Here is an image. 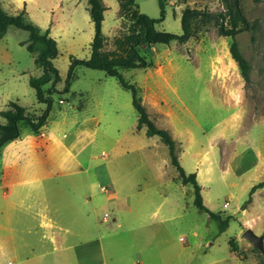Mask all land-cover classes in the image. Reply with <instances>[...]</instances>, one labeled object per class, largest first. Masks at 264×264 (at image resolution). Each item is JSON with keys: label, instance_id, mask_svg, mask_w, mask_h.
<instances>
[{"label": "rangeland", "instance_id": "374dc122", "mask_svg": "<svg viewBox=\"0 0 264 264\" xmlns=\"http://www.w3.org/2000/svg\"><path fill=\"white\" fill-rule=\"evenodd\" d=\"M2 1L9 7L8 0ZM107 1L104 49L112 50L131 20L120 16L118 0ZM164 1L167 16L156 27L178 34L187 6L227 13L223 0ZM71 4L69 13L51 12L59 47L54 64L62 79L52 94L48 126L36 134L23 125L17 140L0 149V177L4 173L13 180L20 159L35 149L62 142L67 147L56 176L42 181V191L18 183L5 197L0 181V264H53L54 243L43 238L39 207L69 226L68 231L56 228L66 234V245L98 238L107 264H264V251L243 236L247 228L264 235V186L250 195L252 186L264 180V0H238L245 21L235 38L250 62L247 81L231 55V36L219 33L215 19L186 42L141 46L153 65L122 70L139 86L151 119L175 138L187 172L195 165L206 177L205 204L223 218L231 216L224 231L194 204V188L182 183L167 145L148 136L146 128L138 130L132 93L116 77L76 65L64 91L72 56L89 58L94 38L87 0ZM137 7L160 17L158 0H137ZM28 38L27 30L11 26L0 39V112L11 100L36 114L46 107L29 81L43 69L21 43ZM32 137L36 141H28ZM90 193L101 200L95 214L89 212L92 203L83 202Z\"/></svg>", "mask_w": 264, "mask_h": 264}, {"label": "trees", "instance_id": "16d2710c", "mask_svg": "<svg viewBox=\"0 0 264 264\" xmlns=\"http://www.w3.org/2000/svg\"><path fill=\"white\" fill-rule=\"evenodd\" d=\"M91 21L94 24V38L91 42V55L87 59H79L72 56V63L66 78L64 91H69L74 79V68L76 65H85L89 68L105 71L107 75L118 79L121 86L132 93V102L138 114V130L146 128L148 136H158L167 145L171 162L178 170L184 185L191 184L194 188V204L199 210L209 214L211 218L219 221L220 230L224 231L229 226L231 216L223 218L219 212L209 208L202 195V185L197 179L196 172H187L181 164L177 154L176 140L165 128L158 127L151 119L150 114L143 103L139 86L130 82L124 76L122 70L134 68H146L153 65L147 60L146 54L141 53L143 45L170 44L173 41L186 42L191 36L198 32L204 22L215 19L219 24L221 35L231 36L230 52L238 63L243 78L249 80L250 62L241 52L236 40V33L241 29V23L245 17L241 8L236 5L235 0H223L227 4V13H212L198 8L187 6L181 17L183 32L178 34L165 30H159L156 25L167 16L164 0H158L160 5V17L153 18L137 7V0H119V14L131 20L129 30L122 36L115 38L116 47L105 50L106 36L103 32V22L107 5L104 0H87ZM200 23V24H199ZM11 26L27 30L29 38L21 43L35 55L37 67L42 68L40 75L30 76L29 81L35 89L39 102L46 104L44 110L36 114L19 101L11 100L7 108L1 110L3 121L0 122V149L7 143L17 139L21 135V127L29 126L34 133L40 134L46 127L53 106L52 94L57 91L56 84L61 81L59 69L54 64V59L59 55L57 40L50 35V29H43L38 23L30 18L26 9L16 14L7 12L0 4V39L4 37ZM47 91L43 86L50 83ZM47 92V93H46ZM264 186V180L253 185L250 195L260 187ZM234 250L237 247L233 245Z\"/></svg>", "mask_w": 264, "mask_h": 264}, {"label": "crops", "instance_id": "0c3cea01", "mask_svg": "<svg viewBox=\"0 0 264 264\" xmlns=\"http://www.w3.org/2000/svg\"><path fill=\"white\" fill-rule=\"evenodd\" d=\"M70 1L72 2V6H78V4H80L83 0H8L7 6L9 7L7 8L4 7L2 0H0V4L7 12L12 14H16L21 10L26 9L31 19L38 23L43 29L49 28L50 35L56 38L54 34V18H52L53 16H51V12H54L55 10V12L57 11V13H60L59 15H62L63 13H69L71 8L69 7L70 9L67 10V4H69ZM105 4L107 5L108 9L111 7L109 1L105 2ZM108 9L105 11V16ZM6 103L7 102L2 103V105ZM46 126H48V123ZM33 139L34 137L29 138L28 141H32ZM64 144L65 143L62 142L58 147L50 145V147L42 148L40 150L35 149L27 156H25L24 159H20L22 162L19 161L20 168L18 169V172L13 180H9V176L2 173L0 181L3 180V195L5 197H8L11 190H13V186L18 183L33 184V186L35 185L38 192L42 191L44 189L42 181L53 179L56 176L53 171L55 170V166L57 164L59 165L60 163H62L61 159L63 153L66 150L65 146L67 147V145L64 146ZM194 166L192 167V172L197 173V169ZM200 176L201 175L197 173V179L202 185L203 190L204 184L202 179L205 180L206 177L202 176L201 178ZM95 197L96 195L94 193H90L86 194L83 200V202L86 204L92 203V207L90 208L89 212H92L94 214L97 213V210L99 208V201H101H96ZM36 213L40 215V224L45 229L43 238H50L53 241L52 243H54L53 256L55 257L53 259L55 263L52 261L53 264H72V261L69 260L71 257L77 261L76 264H107L103 245L98 238H93L88 241H80L72 245H66V234L59 232L58 230H56V228H65V231H68L70 230L69 226L63 227L61 219L57 217L55 218L49 213H46L44 208H37ZM115 219L116 217L114 218V220ZM71 248H73L75 252H71ZM221 263L222 260L217 261V264Z\"/></svg>", "mask_w": 264, "mask_h": 264}, {"label": "water", "instance_id": "95a60500", "mask_svg": "<svg viewBox=\"0 0 264 264\" xmlns=\"http://www.w3.org/2000/svg\"><path fill=\"white\" fill-rule=\"evenodd\" d=\"M236 5L238 6V0H236ZM243 236L249 239L251 242L254 243L255 246H257L259 249L264 251V235L257 234L253 229L247 228Z\"/></svg>", "mask_w": 264, "mask_h": 264}, {"label": "built area", "instance_id": "2783aa9c", "mask_svg": "<svg viewBox=\"0 0 264 264\" xmlns=\"http://www.w3.org/2000/svg\"><path fill=\"white\" fill-rule=\"evenodd\" d=\"M102 190H106V187H102ZM224 207H228V202H226L225 204H224Z\"/></svg>", "mask_w": 264, "mask_h": 264}, {"label": "bare ground", "instance_id": "6f19581e", "mask_svg": "<svg viewBox=\"0 0 264 264\" xmlns=\"http://www.w3.org/2000/svg\"><path fill=\"white\" fill-rule=\"evenodd\" d=\"M229 97H230V96H229ZM238 97H239V96H238ZM239 99H240V98H239ZM233 100H234V99H233ZM238 103H239V102H238ZM237 105H238V104H237ZM234 117H235V116H234ZM237 118H238V116H237ZM237 118H236V119H237ZM238 120H239V119H238Z\"/></svg>", "mask_w": 264, "mask_h": 264}]
</instances>
